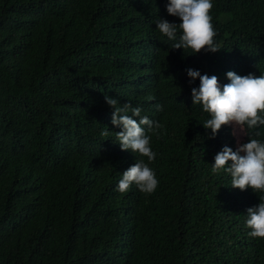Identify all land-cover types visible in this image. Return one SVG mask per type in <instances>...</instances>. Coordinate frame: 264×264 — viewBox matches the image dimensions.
<instances>
[{"label": "trees", "instance_id": "trees-1", "mask_svg": "<svg viewBox=\"0 0 264 264\" xmlns=\"http://www.w3.org/2000/svg\"><path fill=\"white\" fill-rule=\"evenodd\" d=\"M167 3L0 0V264H264L246 224L264 192L212 172L237 139L205 129L186 71L264 74V0H212L219 50L196 54L156 28L181 22ZM106 96L162 125L144 126L154 161L121 149ZM138 159L157 188L118 191Z\"/></svg>", "mask_w": 264, "mask_h": 264}, {"label": "clouds", "instance_id": "clouds-1", "mask_svg": "<svg viewBox=\"0 0 264 264\" xmlns=\"http://www.w3.org/2000/svg\"><path fill=\"white\" fill-rule=\"evenodd\" d=\"M166 7L169 15L179 17L181 22L177 24L158 17L155 24L169 40H176L180 30L179 42L172 48H191L195 54L201 50H219L214 43L216 32L210 15L212 0H168ZM186 71L191 78L190 83L197 78L200 80L199 87H193L191 93L193 104H202L203 110L211 116L202 123L205 129H211L214 138L222 127L230 126L232 135L237 137L235 150L225 145L216 154L212 172L223 170L229 173L232 188L243 191L250 187L256 193L264 192V142L255 138H249L247 142L240 140L241 135L246 134L245 126L251 130L264 125V74L239 75L229 71L226 75L230 82L222 85L216 75H201L199 70L193 68ZM105 99L113 109L112 124L122 127L121 131L116 132V141L121 149L147 157L149 163L154 161L156 154L151 149V137L147 132L156 133L162 125L141 116L142 109L130 102L120 105L111 96ZM149 163L138 159L125 170L118 183V191L126 192L135 184L144 193L154 192L158 180ZM260 199L259 205L247 209L246 224L251 229L248 235L253 238H264V198Z\"/></svg>", "mask_w": 264, "mask_h": 264}, {"label": "rangeland", "instance_id": "rangeland-1", "mask_svg": "<svg viewBox=\"0 0 264 264\" xmlns=\"http://www.w3.org/2000/svg\"><path fill=\"white\" fill-rule=\"evenodd\" d=\"M243 136H244V134L241 135L240 140H242ZM236 139H237V137H236Z\"/></svg>", "mask_w": 264, "mask_h": 264}]
</instances>
